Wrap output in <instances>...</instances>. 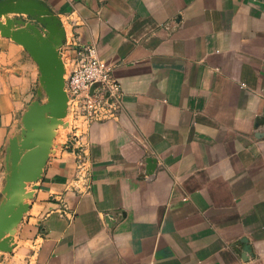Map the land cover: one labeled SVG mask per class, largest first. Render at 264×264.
Wrapping results in <instances>:
<instances>
[{
    "label": "crops",
    "instance_id": "crops-1",
    "mask_svg": "<svg viewBox=\"0 0 264 264\" xmlns=\"http://www.w3.org/2000/svg\"><path fill=\"white\" fill-rule=\"evenodd\" d=\"M39 1L54 54L0 17V176L28 107L69 120L80 51L124 95L49 151L0 264H264V0Z\"/></svg>",
    "mask_w": 264,
    "mask_h": 264
},
{
    "label": "rangeland",
    "instance_id": "rangeland-1",
    "mask_svg": "<svg viewBox=\"0 0 264 264\" xmlns=\"http://www.w3.org/2000/svg\"><path fill=\"white\" fill-rule=\"evenodd\" d=\"M13 17H21L29 21L28 36L31 37L33 33H40L50 43L51 48L49 50L51 52L58 49L57 42L62 30H50L41 21H33V18L28 14L18 16L16 13H11L4 16L3 19L8 20ZM30 40L31 38L24 41L26 47L31 46ZM68 99L70 100L69 95ZM27 112L32 114L33 118H27ZM20 116L21 121L18 124V132L9 139L2 161L0 176V253L10 251V228L20 224L27 208L26 202L33 195V189H30V185L33 180L32 173L36 174L38 172L36 166L43 162L44 157L49 154V151L57 143L62 142L68 129H83L86 123L79 116L74 106L72 115L66 122L64 120H49V117H45L47 120L42 121L44 116L37 115L31 107H28ZM50 118L52 117L50 116Z\"/></svg>",
    "mask_w": 264,
    "mask_h": 264
},
{
    "label": "built area",
    "instance_id": "built-area-1",
    "mask_svg": "<svg viewBox=\"0 0 264 264\" xmlns=\"http://www.w3.org/2000/svg\"><path fill=\"white\" fill-rule=\"evenodd\" d=\"M115 66L88 48L74 58L67 93L85 122L105 117L122 106L123 90L114 76Z\"/></svg>",
    "mask_w": 264,
    "mask_h": 264
},
{
    "label": "water",
    "instance_id": "water-1",
    "mask_svg": "<svg viewBox=\"0 0 264 264\" xmlns=\"http://www.w3.org/2000/svg\"><path fill=\"white\" fill-rule=\"evenodd\" d=\"M11 13L28 14L31 17H34L37 20L41 21L43 24L47 25L50 30L55 31L57 29H60V24H61L60 20L57 17L52 16L51 12L39 0H2V1H0V17L7 16ZM12 24H13V20L9 19L7 25L4 26V29H5L6 34L8 36H10L12 34V30H11ZM59 39H60V36H59ZM59 39H58L57 44H59ZM25 40L23 39V43L26 45V43L24 42ZM45 41H46V39H45ZM46 42L49 44L48 49L51 48L50 43L48 41H46ZM31 46H32V44H31ZM31 46H28V47L30 48ZM49 52H51V51L49 50ZM55 52H56V50L52 51L51 53L54 54ZM65 97H66V99L68 98L67 93L65 94ZM32 109H34L36 111L37 115H41L39 112V109H35V108H32ZM30 115H32V114H30ZM45 120L46 119L44 117L42 119V121H45ZM259 136H261V135H259ZM45 158H46V156L44 157V159ZM44 159H43V162H44ZM43 162L41 164H43ZM152 162H153V160H149L150 164ZM41 164H38L36 166V168L38 169V172L36 174L32 173L33 178H36V176L38 175L39 170L41 168ZM151 165H152V167L154 166L153 164H151ZM243 243L245 244L243 251H245L246 254H251L252 253L251 246L248 244L247 239H244ZM243 257H244V259L248 258L247 255H243Z\"/></svg>",
    "mask_w": 264,
    "mask_h": 264
}]
</instances>
